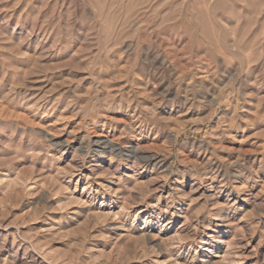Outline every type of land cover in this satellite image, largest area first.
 Masks as SVG:
<instances>
[{
  "label": "rangeland",
  "instance_id": "1",
  "mask_svg": "<svg viewBox=\"0 0 264 264\" xmlns=\"http://www.w3.org/2000/svg\"><path fill=\"white\" fill-rule=\"evenodd\" d=\"M0 264H264V0H0Z\"/></svg>",
  "mask_w": 264,
  "mask_h": 264
}]
</instances>
